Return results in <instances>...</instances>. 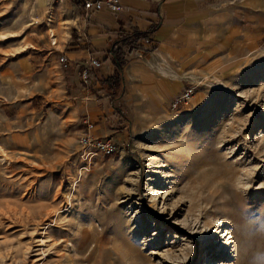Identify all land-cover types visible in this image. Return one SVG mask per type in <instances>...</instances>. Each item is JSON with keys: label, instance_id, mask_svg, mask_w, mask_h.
I'll list each match as a JSON object with an SVG mask.
<instances>
[{"label": "rangeland", "instance_id": "rangeland-1", "mask_svg": "<svg viewBox=\"0 0 264 264\" xmlns=\"http://www.w3.org/2000/svg\"><path fill=\"white\" fill-rule=\"evenodd\" d=\"M74 12L68 0H0V264H132L127 248L143 264H264V37L226 70L196 72L177 107L114 101L122 115L105 119L120 136H103L117 147L105 154L80 143L90 119L70 113L80 95L60 43ZM208 152L244 173L215 208L191 201L181 159Z\"/></svg>", "mask_w": 264, "mask_h": 264}, {"label": "crops", "instance_id": "crops-1", "mask_svg": "<svg viewBox=\"0 0 264 264\" xmlns=\"http://www.w3.org/2000/svg\"><path fill=\"white\" fill-rule=\"evenodd\" d=\"M117 1L120 9L103 6L85 15L83 0H68L75 12L60 43L68 56L69 82L80 95L70 113L93 121L89 131L94 136L116 130L109 137L119 138L111 124L115 119H105L116 110L121 117L116 102L133 97L158 103L173 99L196 72L226 70L249 50L250 40L264 37V0ZM116 50L126 57L121 66ZM91 56L101 64L91 68L82 83L80 69ZM107 75L118 77L116 88L102 87ZM95 93L105 94L99 98ZM106 94L113 97L109 107L103 105Z\"/></svg>", "mask_w": 264, "mask_h": 264}, {"label": "bare ground", "instance_id": "bare-ground-1", "mask_svg": "<svg viewBox=\"0 0 264 264\" xmlns=\"http://www.w3.org/2000/svg\"><path fill=\"white\" fill-rule=\"evenodd\" d=\"M50 33H51L50 35L52 36L51 37L52 40H54L53 42L56 44L57 38L55 36L54 30L50 29ZM203 157H204V154H203ZM207 157H208L207 161L205 162L199 157H194V156H190V157L184 156L183 158H181L183 163H185L189 168L188 171H185L187 177L190 178L189 181L191 182L193 181L194 183H196L192 187V189H194L195 191H194V196L191 198V201L196 199V201L204 202L205 204L210 205V207L212 208H215L217 206L220 207L230 202L231 200H234L233 194H232L233 191L231 190L235 189V187L232 183L241 182L242 181L241 176L244 173L238 170L234 171L232 168L230 169L226 168L225 165L223 166L221 162H217L216 160H214V156H212L211 152L207 153ZM222 162L225 163V161H222ZM236 163L237 162H235V164ZM209 165L210 167H205ZM204 210H205V214L210 212L208 209L204 208ZM239 211L241 213V210ZM217 213H220V212H217ZM236 220H237V217L232 219V221H235V222ZM208 223H210V221ZM245 227L250 228L252 226L250 224H245ZM251 241H253L252 238H248V245L249 243H251ZM125 251H126L125 252L126 255L128 256V259L132 260L130 261L132 264H143L144 256H142L141 258L138 257L135 251L132 250L131 248H127V250ZM248 251H246L247 255L249 253ZM235 261H236V264H255L254 262H252L253 260L251 261L249 259V256L247 258L245 257L244 259L242 258V260L240 258H237V260Z\"/></svg>", "mask_w": 264, "mask_h": 264}, {"label": "built area", "instance_id": "built-area-1", "mask_svg": "<svg viewBox=\"0 0 264 264\" xmlns=\"http://www.w3.org/2000/svg\"><path fill=\"white\" fill-rule=\"evenodd\" d=\"M59 1V0H58ZM85 15L94 9H99L103 6L111 7L112 9H120L121 6L117 0H83ZM61 63L66 66L68 63V56L65 53L60 55ZM101 61L96 57H89L84 65L81 66L80 76L83 81L87 80L89 71L93 67H98ZM192 94V86H188L182 90L172 101V107H177L182 102L188 101ZM86 126V130L79 136V141L83 146L92 147L95 151H100L105 154H111L116 150V144L111 138H104L100 136H94L89 129L93 126L90 120H83Z\"/></svg>", "mask_w": 264, "mask_h": 264}, {"label": "trees", "instance_id": "trees-1", "mask_svg": "<svg viewBox=\"0 0 264 264\" xmlns=\"http://www.w3.org/2000/svg\"><path fill=\"white\" fill-rule=\"evenodd\" d=\"M128 40V37L125 36L124 39H123V42H127ZM132 48L130 47L127 51V54H129L131 52ZM120 51H113V54L114 56L116 57L117 59V63L119 66H121L124 61H125V58L126 57H122L120 54ZM123 54V53H122ZM102 80V87H105L107 89H113V88H116L118 86V77L115 76V75H107L105 76Z\"/></svg>", "mask_w": 264, "mask_h": 264}]
</instances>
